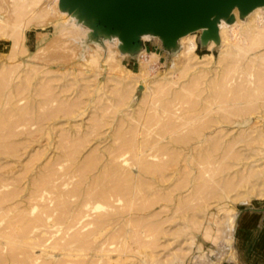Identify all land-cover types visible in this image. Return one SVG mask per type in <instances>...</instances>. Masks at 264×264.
I'll list each match as a JSON object with an SVG mask.
<instances>
[{
  "label": "bare ground",
  "instance_id": "1",
  "mask_svg": "<svg viewBox=\"0 0 264 264\" xmlns=\"http://www.w3.org/2000/svg\"><path fill=\"white\" fill-rule=\"evenodd\" d=\"M43 1L49 2L42 5ZM263 18L264 6L245 15L235 8L229 18L218 19L216 33L200 28L178 38L175 45L168 48L164 47L163 39L149 33L140 38L146 49L141 45L137 50H127L117 34L96 32L78 10L61 7L60 0H0V50L3 51L0 52V162L5 157L20 156L21 149L38 142L39 134H47L51 145L57 125L77 124L74 118L83 114L81 110L90 108L88 128L75 133L63 129L66 132L61 134L59 152L52 157L53 166L49 164L32 175L31 190L27 191L25 199L15 203L21 197L19 185L0 193V214L2 220L7 221L6 229H0V239L10 247L6 253L0 247V264H99L106 256L109 262L111 257L106 253L109 249L105 241L127 239L129 224L136 230L138 242L143 234L187 240L192 227L199 225L201 212L207 208L194 202L203 192L210 193L209 198L220 199L219 202L228 200L232 191L236 192L234 197L245 196L250 191L263 195L264 162L258 163L262 150L253 147L264 144V118L255 117L256 113L264 115ZM49 24L53 25L49 31L60 35L58 38L65 37V41L82 47L94 43L96 48L91 59L99 58L102 51L92 35L106 34L100 35L105 41L114 42L123 53L128 76L108 77L100 86L99 74H82L80 79H73L50 64H45L46 68L36 62L25 63L26 57H38L37 53L32 56V51L38 48L35 29ZM47 38L46 35L38 45ZM157 45L166 51L178 49L172 66L154 79H150L148 73H136L134 67L139 63L135 60L136 53L148 51L151 59L160 58L162 55L154 53ZM109 47L108 58L112 59L118 51H114L111 44ZM145 68L141 64V69ZM149 109L152 111L145 116ZM108 110L109 115L105 114ZM236 119H241V127L233 133ZM138 123H159V137L139 141L135 137ZM28 124L36 125L35 129L21 131L20 128ZM102 124L112 129L113 141L104 150L91 147L82 156L88 136ZM158 138L167 140L162 142ZM241 143L244 148H237ZM126 153L135 158L132 166L138 167L137 174L125 167ZM253 157V163L246 162ZM40 158L42 152L36 151L28 163ZM65 158L69 161L65 169L68 177L78 175L79 178L69 192L58 190L57 194L54 164ZM24 172L22 170V174ZM208 172L211 173L209 178L204 179L203 174ZM5 174L0 172V188L5 186ZM14 180L19 182L22 178ZM50 188L56 193V210L51 207L50 216H55L57 221L53 219L55 226L53 220L47 221H53L55 228L60 225L61 232L63 226L66 228L62 233L65 235L50 244L52 246L47 245L63 256L57 263L52 260L55 251H47L50 248L40 241L44 239L43 234L39 235L43 230L38 233L34 230L44 226L45 233L52 226L50 223L45 224L48 227L41 225L48 223L45 216L51 214L50 206L42 209V215L32 216L33 210L21 205L41 198ZM116 202L121 206H115ZM156 205L161 207L160 211L156 210ZM182 209L184 211L176 215ZM53 210L58 211L54 216ZM92 210H100V214L89 222L85 219L87 225H92L87 233L82 231L86 225L81 229L78 224L87 214H92ZM10 211H15L11 218L8 217ZM170 221L177 222L179 228L163 227ZM71 229L74 232H70ZM109 229L104 242H99ZM32 233L38 234L37 241L34 235L31 237ZM43 246L47 248L44 253L51 259L38 262L39 256L33 250L43 249ZM121 248L119 257L132 250ZM101 253L107 255L103 257ZM149 258L141 259L139 264H156L162 260Z\"/></svg>",
  "mask_w": 264,
  "mask_h": 264
},
{
  "label": "rangeland",
  "instance_id": "2",
  "mask_svg": "<svg viewBox=\"0 0 264 264\" xmlns=\"http://www.w3.org/2000/svg\"><path fill=\"white\" fill-rule=\"evenodd\" d=\"M48 2L49 1H43L42 5H45ZM56 6L58 5L56 4ZM1 11H2L1 13L5 12L4 10ZM55 23H57V21ZM51 26L53 25L49 24L48 26L46 25L45 27L35 29L36 30L35 35L38 40L37 41L38 48H35L34 51H32L34 52L32 56L36 55L35 53H37L38 57L35 59L26 57L25 63L36 62L37 65L46 68L48 66H45V64H50L54 66L55 69H58L57 71L67 76V78H73V79H80L82 77V74H87V75L99 74L98 80L100 82V86H103L106 83V78L108 77L128 76L127 65H125V62L122 60V58L124 57L123 53L117 48L118 46H116L114 42L110 43L108 41H105V39H103L102 35H106V34L99 33L98 35L95 34L92 35L93 40L98 42V44H100V46L102 47L101 49L102 51H100L99 58L91 59V55L94 53L93 51L96 48L95 47L96 45H93L94 43L91 42L89 47L86 46L82 47L77 43H71L69 41H65V37L58 38L60 35L53 34L49 31ZM46 35L48 38L45 41H43L40 45H38V42ZM200 42H201L200 39H198V43ZM110 44L111 46H113L112 49H114V51L115 49H117L116 51H118V53L114 52L115 58L113 57L112 59L108 58V56L110 55L109 50H111V48L109 47ZM142 47L146 49L143 42H142ZM154 48L157 49L156 51H154V53L157 52V54L162 55L160 56V58L159 57L154 59L152 58L153 59L152 60L151 55L148 51L147 52L141 51V53H136L135 55V60L139 61V63H137L134 67L135 72L148 73L150 79H154L156 76L159 77L164 75L168 71L169 67L172 66L173 60L178 55V49L177 51L176 50L166 51L162 48L160 49L158 45L155 46ZM0 52L3 51L0 50ZM150 60L152 62L148 63ZM141 64L143 66H146L144 70L141 69ZM135 98H137V96ZM23 101L25 102V100ZM136 102L137 101H135L134 104H136ZM178 105L177 107L182 109L181 108L182 105L181 104ZM127 109L131 110L132 108L127 107ZM81 111L83 112V114L81 116L74 118L77 120V124L72 123V124L57 125L54 128L51 145L48 142L47 134H43V135L39 134L41 136L40 138H38V142L31 143V145H27L26 148L21 149L20 156L9 157V158H6L4 156L6 159L4 158V160L0 162V165L2 166L0 172L3 171L4 173H6L5 174L6 180L4 181L5 186L0 188V193L14 189L16 185L17 186L19 185L22 191L20 193L21 197L20 199L19 198L16 199L15 203L16 204L20 203L21 198L25 199V197H27V191H29V189L31 190V186H32L30 184L32 183L31 182L32 175L38 173L39 169H44L49 164L53 166L52 157L57 152H59L60 150L59 141L62 136L61 134L66 132L63 131V129L64 128L71 129L73 133H75L77 132L78 129L81 131L84 129L85 131L88 128V125L90 124V108L86 109L85 111L84 110ZM151 111L152 110L149 109L145 113V116L149 115ZM177 112L181 113V110H178ZM105 114L109 115V110L105 112ZM176 116L177 115H175L174 117L176 118ZM255 117H257L258 119L261 118L263 119L264 115L256 113ZM241 122H242L241 119H236V122L233 123L235 124L234 125L235 131H233V133H236V131L239 130V128L241 127L240 126ZM150 125L151 124L146 125L144 123L143 124L138 123L136 125V127L138 128L139 126V128L136 132L135 137L139 141H144V140L150 141L152 139H156V137H159L158 133L160 130V124L157 123V124H152L151 126ZM35 127L36 125L32 127L31 124H28L26 127L24 128L21 127L20 129L21 131H25L27 129L32 128L30 129V131H32L33 128L35 129ZM95 131L96 132H92L88 136L86 145L84 148H82V152H81L82 156L91 147H98L100 150H104L113 141L111 138L112 129L110 128V126H106V124H102L100 125L99 129ZM100 132H102V134L99 135ZM183 132H185V130H183ZM77 135H79V133ZM159 139L160 138H158V140ZM160 140H162V142H165L167 139L164 138ZM116 142L118 143V141ZM236 147L239 149L244 148L242 143L236 145ZM253 147H255L256 149L259 147L262 150V152H259L261 155L260 156L261 161L258 163L264 162V158H262L264 157V144L262 145L257 144ZM36 151L42 152V158H40L39 160L37 159L36 162L33 161L35 163L32 162L28 163L29 157L33 156ZM256 158H259V156ZM149 159H152L153 161H157V160L159 161L158 158L154 159L153 157H150ZM124 160H125V167L130 168L133 174H135V172L136 174L139 172L137 166L135 167L132 166L135 161V158L132 157L131 153L130 155L129 153H126L124 156ZM254 160L255 158L253 157L247 160L246 162L253 163ZM68 164L69 161H66V158L62 159L61 161H58L56 165L54 164L55 171L57 173L55 183L56 185H58L57 188H59L56 190L57 194L60 192H69L72 189V186H74V183L78 181L79 178L78 175L77 176L70 175L72 177L70 176L68 177V175L66 174L67 172H65V169ZM26 167L27 170H24ZM22 170L25 171L24 174H22ZM208 173L203 174L204 179L209 178V175L211 173L209 174ZM16 177H20L22 178V180H20L19 182H15L14 179ZM204 193L205 192L200 194V196L198 197L199 200L196 199L197 201L195 200L194 202H196L197 204L199 202L200 204L198 205H205V206L207 205L206 206L207 208L205 211L201 212L200 214L201 216L197 220L199 225H197L196 227H192L191 224V227L193 229L191 231L192 233L190 232V235L188 236L189 238L187 240H184V237L174 238L173 236H163L162 234L159 235V237L157 235L156 236L154 235L152 237V235L145 236V234H143L142 237L140 238V242H138L135 239L136 230L131 227L132 224H129L127 239L121 237L115 238L112 241L109 240L108 243L111 242L109 244L106 243L107 240L105 241L104 245L106 244L105 246H107L106 248L109 249V251L106 252L107 250H105L103 252L108 253V257H111V260L108 262L109 259L107 258V256L104 257V255L107 254L101 253L104 259L101 260L99 264L101 263L139 264L141 259L147 260L148 257H150L153 260L162 259L160 261H157L156 264L159 263L160 264H168V263L170 264H264V194L257 195V193L250 191L245 196L234 197L236 195V192L232 191L229 194V196H231L232 199H230L231 198L230 197L228 198V200L225 199L219 202L220 199H213L212 196H211L212 199L209 198L210 193L208 194L207 191H206L207 195H205ZM54 194L56 193H53L52 189L50 188L47 191L43 192L41 198L31 199L27 201V204L21 203V205L28 206V210H33L34 213L31 214L32 216H34L35 214H36L35 216H37L38 213L39 215H42L40 213H42L45 210L44 207L50 206V210L49 208H47L49 211H51V207L55 208L54 205L56 204L55 203L56 196ZM74 199L75 198H72V200ZM194 202L193 204H195ZM221 203H223V205ZM114 204L115 206L117 205V207L121 206L120 205L121 203L116 202ZM155 208L157 211L161 210L160 209L161 207H159V205H156ZM48 210L47 213H49ZM55 210H53L54 211L53 216L54 213L56 212L58 213V211ZM101 211L105 212L104 210ZM183 211H184L183 209L177 211L176 215L181 214ZM14 212L15 211H10L8 217L10 218L13 217L15 215ZM91 212L92 214L90 215L87 214V216H85L82 219L81 223L78 224V226L81 229L82 226L84 227V225H86V227H84L85 229H83L82 231H87V233L89 231V228L91 229L92 227V225H87V223L92 218H94L96 214L97 215L100 214L99 213L100 210L99 212L93 210ZM166 213L170 214V211L167 210ZM1 214H0V220H2L3 218ZM45 215L46 214H44V216ZM48 215L50 218L47 217ZM48 215L45 216L47 218L45 219V221H47L48 219L53 220L55 218V216L54 217L50 216L52 215V211L51 214ZM55 219L57 221V218ZM85 219H87L88 222ZM5 221L6 220L0 221V229L2 228L6 229L5 225H7L6 223L7 221L6 222ZM52 222H48V223L44 222L41 225H45V224L49 225V223L50 225H52ZM53 225L55 226V221L53 222ZM53 225L50 227L45 225V227H48L45 233H44L45 231L44 226H42V229L40 228L41 226H39V228L37 227L39 231L34 229L35 232L37 233L43 230V232L39 235L43 234L42 237L45 239V241H43L44 239L40 240L41 237H39V240L42 241V243L44 242L46 245L44 243L43 244L47 248L49 247L47 245L52 244L56 239L61 238L63 235H65V234L62 235L63 230H66L65 226H63L61 232L59 231L61 227L60 225H59L60 227L57 225V228L53 227ZM163 227L168 229L176 228L177 230L179 228V225L175 221H170L168 223H165ZM75 229L76 228H74V230ZM111 229L106 231V234L102 236V238L98 239V241L104 242V239L107 238V233L108 232L110 233ZM71 231H73V229H71L70 232ZM32 235H34L35 237L34 239L36 240L38 234L35 235V233H32L31 237L33 238ZM34 239L31 240L36 242L37 240L35 241ZM143 243L144 245H142ZM121 245L123 247L128 248V250L132 249L130 250V252H128V255L122 254L119 257V253H120L119 248L122 247ZM138 246L140 247L138 248ZM0 247L3 253L4 252L6 253L8 249L10 250L9 245L6 244V241L4 239H0ZM37 247L35 248V250H33V252L34 254L39 256L38 262L43 261V259L44 260L51 259L49 258L48 254H46L47 252L44 253V251L47 249L46 247L43 246L42 247L43 249H40L41 247L40 248ZM51 249L52 248L47 249V251ZM122 249L123 248H121V250ZM53 251H55V256L52 258V260L53 263H57L63 258V256L59 255L60 252L58 250H53Z\"/></svg>",
  "mask_w": 264,
  "mask_h": 264
},
{
  "label": "water",
  "instance_id": "3",
  "mask_svg": "<svg viewBox=\"0 0 264 264\" xmlns=\"http://www.w3.org/2000/svg\"><path fill=\"white\" fill-rule=\"evenodd\" d=\"M60 6L78 10L96 32L117 34L124 49L137 50L144 34L159 36L168 48L200 28L216 33L219 18L235 8L248 14L264 0H60Z\"/></svg>",
  "mask_w": 264,
  "mask_h": 264
}]
</instances>
